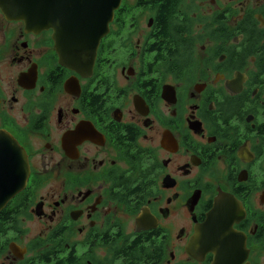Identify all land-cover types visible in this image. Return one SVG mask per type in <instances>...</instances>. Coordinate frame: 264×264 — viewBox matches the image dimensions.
Wrapping results in <instances>:
<instances>
[{
	"label": "flooded vegetation",
	"instance_id": "af4514ba",
	"mask_svg": "<svg viewBox=\"0 0 264 264\" xmlns=\"http://www.w3.org/2000/svg\"><path fill=\"white\" fill-rule=\"evenodd\" d=\"M58 22L0 8V264H264V0H122L81 72Z\"/></svg>",
	"mask_w": 264,
	"mask_h": 264
},
{
	"label": "water",
	"instance_id": "95a60500",
	"mask_svg": "<svg viewBox=\"0 0 264 264\" xmlns=\"http://www.w3.org/2000/svg\"><path fill=\"white\" fill-rule=\"evenodd\" d=\"M121 1L0 0V8L9 17L22 19L33 27L39 23L45 28H56L60 26L58 18L64 21L69 19L67 25L71 27L70 35L75 36L76 52L71 56L66 54L64 58L72 68L81 72L85 62L88 63V58L93 70L99 41L109 33L110 24ZM67 3L70 4L69 7ZM65 10L70 12L65 13ZM54 11H58V14ZM29 173L24 148L10 134L0 131V211L26 185ZM213 216L214 214L211 215ZM198 237L199 240L203 238L201 232Z\"/></svg>",
	"mask_w": 264,
	"mask_h": 264
}]
</instances>
